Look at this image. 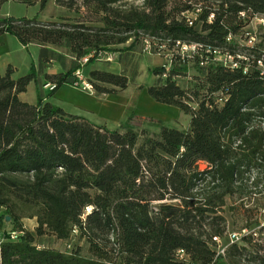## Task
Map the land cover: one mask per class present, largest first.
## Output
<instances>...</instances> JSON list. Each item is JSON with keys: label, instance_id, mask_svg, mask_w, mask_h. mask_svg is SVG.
Returning <instances> with one entry per match:
<instances>
[{"label": "trees", "instance_id": "obj_1", "mask_svg": "<svg viewBox=\"0 0 264 264\" xmlns=\"http://www.w3.org/2000/svg\"><path fill=\"white\" fill-rule=\"evenodd\" d=\"M13 1L43 8L48 0ZM54 3L75 16H0V34L39 48L24 75L13 77L11 65L0 71V264H264V226L228 241L229 232L255 228L264 209V47L240 36L249 40L264 0ZM146 41L169 56L151 69L159 80L148 94L189 115L186 129L157 122L152 132L131 114L110 129L42 98L46 83L72 85L83 56ZM192 43L195 52L180 53ZM50 62L61 71L48 73ZM88 81L100 95L129 79L92 69ZM31 82L34 104L19 98ZM24 218L36 219L33 232ZM45 235L67 249L38 246Z\"/></svg>", "mask_w": 264, "mask_h": 264}, {"label": "rangeland", "instance_id": "obj_2", "mask_svg": "<svg viewBox=\"0 0 264 264\" xmlns=\"http://www.w3.org/2000/svg\"><path fill=\"white\" fill-rule=\"evenodd\" d=\"M64 15L70 16L71 18L75 16L73 12L64 11L59 8L54 3V0H48L43 8L39 4L26 5L13 0L6 1L0 5V16H12L16 18L35 17L37 20L45 22L59 21L60 16ZM246 30L250 33L249 40L245 36L246 34H240L244 41L248 44L260 42L262 47H264V16L254 17L246 27ZM9 38H11L9 40H12L18 46L19 43L13 36H9ZM9 40L7 42H0V63L5 59H12L16 67L21 71L25 57H28L30 52L33 55L35 47L19 49L11 45ZM146 46L149 47L148 50H145ZM5 48H9V53L4 52ZM109 53L112 56L111 61H108L105 56H100L93 63L84 65V78L88 80L89 72L92 69L123 73L129 79L125 89L118 91L116 94L96 95L93 86L89 91L82 90L80 87H70L72 88L70 90L67 86H63L56 95L57 104L69 110L72 108L74 110L71 113L83 115L96 124H105L110 129L118 127L119 123L125 121L130 114L134 116L131 119L133 125L137 127H148L152 132L159 131L158 126L154 125L157 122L164 126L177 129H186L188 127L189 115L179 111L175 106L154 101L147 91L149 85L159 80L156 75L152 74L151 69L164 65L168 61V52L165 50L153 52V46L150 45L149 41H146L140 43L130 51L119 49ZM68 64L67 59L66 68ZM58 67L59 65L57 63L50 62L46 66V71L57 70ZM192 73V69L188 71L189 75ZM176 81L180 86H186L188 79L185 77H177ZM47 94L46 92V97H48ZM20 99L31 104L36 103L37 95L35 87L30 84L27 90L21 93ZM69 110H66V112ZM149 120H153V123ZM205 166V163H199L201 169L205 168ZM225 215L229 226L232 227L230 213L226 211ZM44 239L45 245L56 246L61 249L66 248L64 241L58 242L49 235L45 236ZM75 241L74 238L70 240L69 248L75 245Z\"/></svg>", "mask_w": 264, "mask_h": 264}, {"label": "built area", "instance_id": "obj_3", "mask_svg": "<svg viewBox=\"0 0 264 264\" xmlns=\"http://www.w3.org/2000/svg\"><path fill=\"white\" fill-rule=\"evenodd\" d=\"M228 39H230V38H228ZM197 48H198L197 44H193V43L192 44H179V50H180L181 54L193 53L197 50ZM148 49H149V47L146 46L145 50H148ZM100 56H105L108 61L112 60V56L110 53H98L97 55H95L94 53H89V54L83 56L82 58H80L78 60L80 67L74 71V81L72 83V86L80 87L82 90H85V91L91 90L92 85L88 80H86V78H84V75L82 72V67L85 64H87V62L90 58L96 57V59H97ZM228 60L231 62V60H232L231 57L228 58ZM258 63H259V66L261 67L262 74H264V62L259 61ZM43 87L47 88L49 91H52L55 89V85L51 84V83H46ZM261 226H264V209L261 210V217L259 218V223L255 228H251V229L250 228H243L239 231L229 232L228 233V241H229V243L239 242L243 235L254 232L256 229H258ZM20 234H22V231L14 230V231H11L9 233V237L12 240H16V239H18ZM217 241L220 242L219 240H217ZM223 251H224V246L220 245L218 252L223 253Z\"/></svg>", "mask_w": 264, "mask_h": 264}, {"label": "crops", "instance_id": "obj_4", "mask_svg": "<svg viewBox=\"0 0 264 264\" xmlns=\"http://www.w3.org/2000/svg\"><path fill=\"white\" fill-rule=\"evenodd\" d=\"M9 34H7V33H3V34H0V42H7L9 39H11V38H9V36L11 37L12 35H9ZM14 37V36H13ZM15 38V37H14ZM16 39V38H15ZM10 42H11V45H13V46H15V47H17V48H19V49H27V48H29V47H32V46H34L35 48H34V53H33V55H32V53L30 52L29 53V55H28V57H25V60H24V63H23V65H22V68H21V71H19V69L16 67V65H15V63H14V61H12V59H5L4 61H2L1 63H0V71L1 72H3L5 69H6V67L8 66V65H11L12 67H13V69H14V74H13V77H19V75L20 74H22V75H24L27 71H28V69H29V66H30V63H31V61H34L35 63L37 62V60H38V53H39V48H38V46L37 45H35V44H30V45H28V47H24L23 45H21L19 42H18V40L16 39V41L19 43L18 44V46H17V44H14V42H12V40H9ZM4 52H7V53H9V48H5V51ZM84 67V66H83ZM83 67H82V72H84L83 71ZM59 71H61V69H60V67H58V69L57 70H47V72L48 73H57V72H59ZM31 85H33L34 87H35V85H34V83H30ZM29 84V85H30ZM28 85V86H29ZM63 86H67V88L68 89H70V90H72V88H70V87H73L74 88V86H72V85H69V84H62V85H60V86H58V87H56L54 90H53V95L51 96V97H46V92L48 93V89L47 88H42L41 89V96H42V98L44 99V100H46V101H50L51 103H53V104H55V105H58V106H60L61 108H63L65 111L66 110H69V109H67V108H65V107H63L62 105H59V104H57V102H56V95L58 94V91H59V89L61 88V87H63ZM27 90V89H26ZM73 91H75V89H73ZM77 92V91H76ZM116 94V93H115ZM21 97V93L19 94V98ZM49 98H50V100H49ZM96 99V98H95ZM72 110H74V109H72V108H70V110L69 111H67L68 113H71V111ZM71 114H74V113H71ZM76 115H78V114H76ZM80 116H83V115H80ZM129 116V115H128ZM84 117V116H83ZM86 118V117H85ZM88 119V118H87ZM121 123V122H120ZM119 123V124H120ZM22 222H23V225H24V227L28 230V231H30V232H33L34 231V228H35V226H36V219L35 218H24L23 220H22ZM45 236H47V235H45ZM45 236H42V237H39V238H37L36 239V243H37V245L38 246H48V245H45V239H44V237ZM51 237H53V236H51ZM54 238V237H53ZM55 239V238H54ZM56 241H60V240H57V239H55ZM51 247H55V248H59V247H56V246H51ZM59 249H61V248H59Z\"/></svg>", "mask_w": 264, "mask_h": 264}, {"label": "water", "instance_id": "obj_5", "mask_svg": "<svg viewBox=\"0 0 264 264\" xmlns=\"http://www.w3.org/2000/svg\"><path fill=\"white\" fill-rule=\"evenodd\" d=\"M10 218L8 216H6V220H9Z\"/></svg>", "mask_w": 264, "mask_h": 264}]
</instances>
